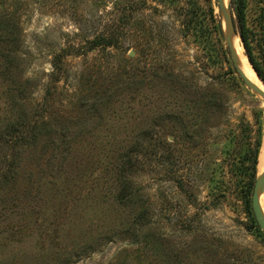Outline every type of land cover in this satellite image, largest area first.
Here are the masks:
<instances>
[{
	"label": "rangeland",
	"instance_id": "obj_1",
	"mask_svg": "<svg viewBox=\"0 0 264 264\" xmlns=\"http://www.w3.org/2000/svg\"><path fill=\"white\" fill-rule=\"evenodd\" d=\"M239 1L264 73V0ZM223 23L217 0H0V264H264L238 170L264 100Z\"/></svg>",
	"mask_w": 264,
	"mask_h": 264
},
{
	"label": "trees",
	"instance_id": "obj_2",
	"mask_svg": "<svg viewBox=\"0 0 264 264\" xmlns=\"http://www.w3.org/2000/svg\"><path fill=\"white\" fill-rule=\"evenodd\" d=\"M229 5H230V11H231L232 20H233V25L235 27V32L239 36L242 42V45L245 49V53L247 55V58L250 64L252 65L253 69L255 70L259 78L264 83V73L259 67V65L253 60V57L249 51V45L247 42V35L245 32L244 20H243L244 18L243 17V9H244L243 3L242 1H239V0H230ZM114 42H115V37L112 36L111 34L108 36L103 35V34L99 35L91 41V43L94 46H97V45L110 46V45H113ZM20 126H22V124L19 125L18 127L17 126L14 127L12 131V136L14 138L13 142L16 145L27 142V138L25 137V135L22 134V131H20L21 130ZM259 146H260V138L257 137V139H255V143L253 147L251 146L247 150L244 149L241 155V158H240L241 159L240 166L238 167L239 172L243 176V179H241L240 181V189H239L240 191L239 192H241L242 194L243 201L247 203L249 213H250L249 203H251V194H252L253 184L257 176L256 164H257V155H258ZM252 220L254 219L252 218Z\"/></svg>",
	"mask_w": 264,
	"mask_h": 264
},
{
	"label": "water",
	"instance_id": "obj_3",
	"mask_svg": "<svg viewBox=\"0 0 264 264\" xmlns=\"http://www.w3.org/2000/svg\"><path fill=\"white\" fill-rule=\"evenodd\" d=\"M229 3L230 0L228 1L227 4H224L222 0H217L218 9L224 20V25H225L224 39L228 46L229 55L232 61L234 62V65L236 66V69L242 81L245 83V85L249 87L252 91H254L256 94L264 98V89H260L256 84L250 81V79H248L238 67V60H237L238 57L231 43V37L232 35H235L236 32H235V27L233 25ZM262 84L264 85L263 82ZM263 191H264V169L261 172H259V174H257L251 194V209L255 221L259 226V228L264 232V214L262 212V208L260 205V196Z\"/></svg>",
	"mask_w": 264,
	"mask_h": 264
},
{
	"label": "bare ground",
	"instance_id": "obj_4",
	"mask_svg": "<svg viewBox=\"0 0 264 264\" xmlns=\"http://www.w3.org/2000/svg\"><path fill=\"white\" fill-rule=\"evenodd\" d=\"M225 4L226 0H222ZM224 24V23H223ZM234 37V36H233ZM233 37H231V43L232 46L236 52L237 55V60H238V67L239 69L244 73V75L250 79V81H252L254 84H256L260 89H263V85L261 84L260 80H258L256 78V73H254V71L252 70V68L245 62L242 60V58L240 57L239 53L236 50V44L235 41L233 39ZM264 100V98H263ZM264 169V137L260 146V150H259V155H258V171L261 172ZM260 205L262 208V212L264 214V205H262V195L260 196Z\"/></svg>",
	"mask_w": 264,
	"mask_h": 264
}]
</instances>
